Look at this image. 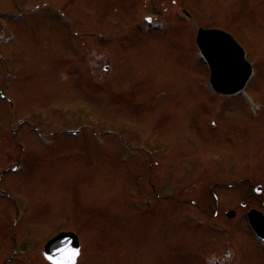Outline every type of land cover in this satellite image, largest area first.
<instances>
[{
	"label": "rangeland",
	"instance_id": "rangeland-1",
	"mask_svg": "<svg viewBox=\"0 0 264 264\" xmlns=\"http://www.w3.org/2000/svg\"><path fill=\"white\" fill-rule=\"evenodd\" d=\"M182 1L249 49L245 94L204 86ZM0 25V264H47L42 245L66 229L82 243L77 264H264L241 220L264 206V0H0ZM70 124L81 132H58ZM257 185L262 201L246 202ZM206 212L230 228L194 227Z\"/></svg>",
	"mask_w": 264,
	"mask_h": 264
},
{
	"label": "water",
	"instance_id": "water-1",
	"mask_svg": "<svg viewBox=\"0 0 264 264\" xmlns=\"http://www.w3.org/2000/svg\"><path fill=\"white\" fill-rule=\"evenodd\" d=\"M205 34L206 37L201 39V44H199L201 47L203 46V54L208 58L212 68L211 80L213 87L221 93H233L241 89L250 73L249 65L243 60L242 53L238 52L236 47L230 42L229 51L224 50L222 54L218 41L216 43L215 40H207L211 36L216 38L221 35H217L215 32H207ZM259 216L261 218L253 211L251 212V217L255 219L258 217L259 220L257 222L264 226V219L261 214ZM63 249H79L77 237L73 232H61L51 238L44 246L43 254L45 258L51 256L55 260L59 259ZM50 262L52 263V261Z\"/></svg>",
	"mask_w": 264,
	"mask_h": 264
},
{
	"label": "flooded vegetation",
	"instance_id": "flooded-vegetation-1",
	"mask_svg": "<svg viewBox=\"0 0 264 264\" xmlns=\"http://www.w3.org/2000/svg\"><path fill=\"white\" fill-rule=\"evenodd\" d=\"M179 8H180L181 11L186 10L183 6H180ZM191 18H192L191 16L187 17L188 20H190ZM198 26H202V24H200L199 21L195 19V21L191 22V26H190L189 29H191V31L194 32L195 28L198 27ZM204 27H206V28H217V29L220 28V29H224V30H227V31L230 32L229 29H226V28H224V27H222L220 25L218 26V25H215V24H212V25L206 24V25H204ZM260 194H261V191L259 193H256V196L251 197L252 194L248 193L247 196H245L244 198H245L246 202L250 201L251 199H255L257 201H262L261 197H259ZM245 204L246 203H244V202L241 203L242 206H245ZM247 207L248 208H257V209L261 210L264 213V206H260L259 204H256V205L252 206V205H250V203H248ZM242 221H243V217H242ZM217 260H219V259H217ZM220 262L222 264H224V262H222V261H220Z\"/></svg>",
	"mask_w": 264,
	"mask_h": 264
},
{
	"label": "snow or ice",
	"instance_id": "snow-or-ice-1",
	"mask_svg": "<svg viewBox=\"0 0 264 264\" xmlns=\"http://www.w3.org/2000/svg\"><path fill=\"white\" fill-rule=\"evenodd\" d=\"M79 254V249H63L59 259L54 260L51 256H47L46 259L52 261V264H76Z\"/></svg>",
	"mask_w": 264,
	"mask_h": 264
}]
</instances>
